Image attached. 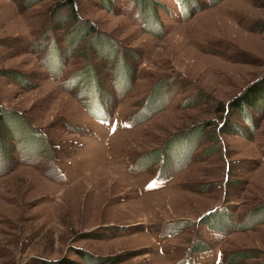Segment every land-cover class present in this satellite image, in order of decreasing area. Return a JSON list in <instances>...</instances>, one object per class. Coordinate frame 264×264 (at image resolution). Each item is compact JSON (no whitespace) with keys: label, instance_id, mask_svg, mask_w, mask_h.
Here are the masks:
<instances>
[{"label":"rangeland","instance_id":"rangeland-1","mask_svg":"<svg viewBox=\"0 0 264 264\" xmlns=\"http://www.w3.org/2000/svg\"><path fill=\"white\" fill-rule=\"evenodd\" d=\"M263 75L264 0H0V264H264Z\"/></svg>","mask_w":264,"mask_h":264},{"label":"trees","instance_id":"trees-1","mask_svg":"<svg viewBox=\"0 0 264 264\" xmlns=\"http://www.w3.org/2000/svg\"><path fill=\"white\" fill-rule=\"evenodd\" d=\"M68 3H69V1H68ZM93 43H97V41H94ZM263 99H264V75L260 79H258L255 82H253L251 85L247 86L229 104L232 106V108L236 107L237 109H242V108H244L246 106H254L259 100H263ZM221 105H223V104H221ZM223 107H224V105H223ZM2 119H3V116L0 119V123H2V121H3ZM255 215H258V216L264 215V204L260 205V206H258L256 208H253L251 210V212L249 213V218H247V219L251 220L252 217L255 216ZM202 219H201V221H202ZM259 221H260V224H263L264 223V218L261 219V217H260ZM251 223H252L251 225H250V222H249V225L247 226V224H246L245 226H247V228L253 227V222H251ZM256 224H259V223H256ZM247 257L248 256L246 254L242 253L239 256V259H247ZM103 261H108V259L105 258L104 260H102L101 261L102 264H104ZM61 264H68V263L64 261Z\"/></svg>","mask_w":264,"mask_h":264}]
</instances>
